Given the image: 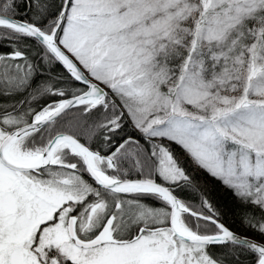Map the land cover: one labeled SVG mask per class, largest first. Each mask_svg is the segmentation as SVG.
<instances>
[{
    "label": "snow or ice",
    "instance_id": "obj_1",
    "mask_svg": "<svg viewBox=\"0 0 264 264\" xmlns=\"http://www.w3.org/2000/svg\"><path fill=\"white\" fill-rule=\"evenodd\" d=\"M185 157L264 237V0H0V264H264Z\"/></svg>",
    "mask_w": 264,
    "mask_h": 264
},
{
    "label": "trees",
    "instance_id": "obj_2",
    "mask_svg": "<svg viewBox=\"0 0 264 264\" xmlns=\"http://www.w3.org/2000/svg\"><path fill=\"white\" fill-rule=\"evenodd\" d=\"M174 148L176 149V152L181 156L184 155L182 150L178 146L174 145ZM185 161L188 171L190 173L195 172L197 179H202L205 182L206 187L213 191L216 201L231 210L224 217L225 222L230 228H232L239 234L249 235L259 240L264 239V237H260L252 231H248L245 229L240 219V212L242 211L240 202L234 198V196L228 189H226L219 181L211 178L209 175H207V173L192 165L191 161L187 160V157H185ZM193 199H195V197H193Z\"/></svg>",
    "mask_w": 264,
    "mask_h": 264
},
{
    "label": "water",
    "instance_id": "obj_3",
    "mask_svg": "<svg viewBox=\"0 0 264 264\" xmlns=\"http://www.w3.org/2000/svg\"><path fill=\"white\" fill-rule=\"evenodd\" d=\"M239 234V233H238ZM241 236H245V237H252V236H249V235H244V234H240ZM254 239H256V240H259V239H257V238H255V237H253Z\"/></svg>",
    "mask_w": 264,
    "mask_h": 264
}]
</instances>
